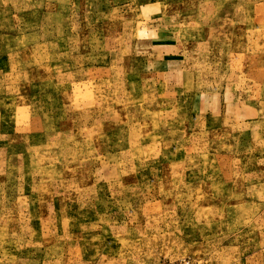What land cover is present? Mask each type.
Listing matches in <instances>:
<instances>
[{
	"label": "rangeland",
	"instance_id": "rangeland-1",
	"mask_svg": "<svg viewBox=\"0 0 264 264\" xmlns=\"http://www.w3.org/2000/svg\"><path fill=\"white\" fill-rule=\"evenodd\" d=\"M0 264H264V0H0Z\"/></svg>",
	"mask_w": 264,
	"mask_h": 264
}]
</instances>
